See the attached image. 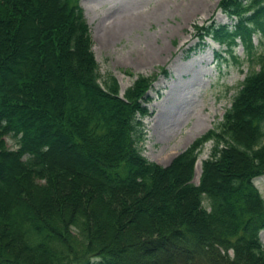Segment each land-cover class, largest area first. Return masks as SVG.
Returning a JSON list of instances; mask_svg holds the SVG:
<instances>
[{
	"label": "trees",
	"instance_id": "obj_1",
	"mask_svg": "<svg viewBox=\"0 0 264 264\" xmlns=\"http://www.w3.org/2000/svg\"><path fill=\"white\" fill-rule=\"evenodd\" d=\"M217 10L233 24L194 26L199 43L248 71L220 123L161 167L138 146L153 79L119 96L80 0H0V264H264V0Z\"/></svg>",
	"mask_w": 264,
	"mask_h": 264
},
{
	"label": "rangeland",
	"instance_id": "obj_2",
	"mask_svg": "<svg viewBox=\"0 0 264 264\" xmlns=\"http://www.w3.org/2000/svg\"><path fill=\"white\" fill-rule=\"evenodd\" d=\"M218 1L80 0L100 75L115 78L119 96L137 77L153 79L138 146L146 160L161 167L220 123L248 71L245 62L236 65L224 53L225 61L217 59L214 53L222 48L209 38L199 43L194 26L233 24L217 10ZM253 44L257 53H264V37L254 36ZM234 55L243 59L239 45ZM5 141L15 148L14 139ZM210 148L207 141L198 152L191 180L195 185ZM253 184L264 198V175ZM259 241L264 246V234Z\"/></svg>",
	"mask_w": 264,
	"mask_h": 264
},
{
	"label": "bare ground",
	"instance_id": "obj_3",
	"mask_svg": "<svg viewBox=\"0 0 264 264\" xmlns=\"http://www.w3.org/2000/svg\"><path fill=\"white\" fill-rule=\"evenodd\" d=\"M123 21H124V20H123ZM123 21H122V22H123ZM119 23H120V22H119ZM112 25H113V24H112ZM123 25H124V24H123ZM123 25H122V26H123ZM113 27H114V26L111 27V30H112V31H113V29H114ZM123 27H124V26H123ZM109 29H110V27H109ZM120 30H121V29H120ZM197 166L199 167V164H198Z\"/></svg>",
	"mask_w": 264,
	"mask_h": 264
}]
</instances>
